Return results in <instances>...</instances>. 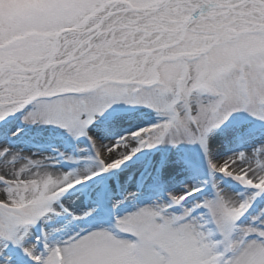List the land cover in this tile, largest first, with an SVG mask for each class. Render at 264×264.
Wrapping results in <instances>:
<instances>
[{
  "label": "snow or ice",
  "instance_id": "snow-or-ice-1",
  "mask_svg": "<svg viewBox=\"0 0 264 264\" xmlns=\"http://www.w3.org/2000/svg\"><path fill=\"white\" fill-rule=\"evenodd\" d=\"M0 264H264V0H0Z\"/></svg>",
  "mask_w": 264,
  "mask_h": 264
}]
</instances>
